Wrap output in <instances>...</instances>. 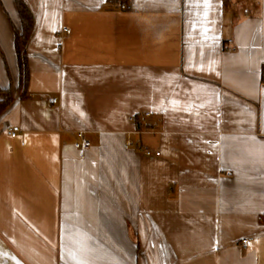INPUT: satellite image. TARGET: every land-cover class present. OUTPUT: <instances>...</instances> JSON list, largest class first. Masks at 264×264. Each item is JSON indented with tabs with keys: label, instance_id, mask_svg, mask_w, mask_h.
<instances>
[{
	"label": "crops",
	"instance_id": "obj_1",
	"mask_svg": "<svg viewBox=\"0 0 264 264\" xmlns=\"http://www.w3.org/2000/svg\"><path fill=\"white\" fill-rule=\"evenodd\" d=\"M23 2L24 90L0 0L2 239L26 264H264V0Z\"/></svg>",
	"mask_w": 264,
	"mask_h": 264
},
{
	"label": "trees",
	"instance_id": "obj_2",
	"mask_svg": "<svg viewBox=\"0 0 264 264\" xmlns=\"http://www.w3.org/2000/svg\"><path fill=\"white\" fill-rule=\"evenodd\" d=\"M17 8L20 28L15 29L14 50L19 70V88L25 89L29 80V71L27 66L26 48L33 29V16L23 0H14ZM109 3H126L128 0H107ZM124 5V4H119ZM125 6V5H124ZM262 80L264 83V66L262 68ZM1 91V90H0ZM12 101L8 96L5 101H0V113L9 106ZM137 129H141V123H136Z\"/></svg>",
	"mask_w": 264,
	"mask_h": 264
},
{
	"label": "built area",
	"instance_id": "obj_3",
	"mask_svg": "<svg viewBox=\"0 0 264 264\" xmlns=\"http://www.w3.org/2000/svg\"><path fill=\"white\" fill-rule=\"evenodd\" d=\"M120 9H127V6H124V5H120L119 6ZM70 34V31L68 29H62L60 31V38L61 40H63L64 38L68 37ZM233 51L232 48L228 49V52H231ZM49 102L54 105L57 103V100L56 99H50ZM145 116H148V114H145V115H137V116H132L130 118V120L132 122H134L135 124L136 123H141L142 122V118L145 117ZM20 127L19 126H10L7 130H6V135L11 138V139H15L19 136L20 134ZM147 132H144V131H141V130H136L133 132V134H136V135H142V134H146ZM77 136H78V139L77 141L73 144V147L74 149L76 150L77 152V155L79 158H84L86 156V153L87 151L90 149V141L84 136V133L82 132H78L77 133ZM21 145H23V143H21ZM133 147H136L138 151H140L144 156H152V155H156L158 156L159 153L156 152L155 154H152V152L145 148V147H138L136 146V144L130 140V139H127L124 143V149L126 150H129ZM249 241L250 239H244L242 240L241 242V246L242 247H246L248 244H249Z\"/></svg>",
	"mask_w": 264,
	"mask_h": 264
},
{
	"label": "rangeland",
	"instance_id": "obj_4",
	"mask_svg": "<svg viewBox=\"0 0 264 264\" xmlns=\"http://www.w3.org/2000/svg\"><path fill=\"white\" fill-rule=\"evenodd\" d=\"M2 238L0 235V264H26L11 243Z\"/></svg>",
	"mask_w": 264,
	"mask_h": 264
}]
</instances>
